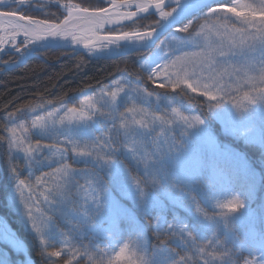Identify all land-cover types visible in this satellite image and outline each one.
Wrapping results in <instances>:
<instances>
[{"label": "snow or ice", "instance_id": "obj_1", "mask_svg": "<svg viewBox=\"0 0 264 264\" xmlns=\"http://www.w3.org/2000/svg\"><path fill=\"white\" fill-rule=\"evenodd\" d=\"M104 2L107 7L57 0L63 19H38L25 14L26 0H0V49L12 45L13 64L61 40L75 46L76 54L86 50L89 58L139 56L137 76L125 69L107 85L81 88L78 105L39 97L40 103L15 111L5 106L0 113L10 204L37 245L39 264H264V215L243 239L232 228L250 213L258 173L244 152L219 138L242 140L264 155V0ZM145 14L157 19L140 25ZM126 23L135 27L125 31ZM149 83L175 96L190 90L208 101L198 110L185 106L189 114L181 115L164 103L167 91L154 101L156 89L149 91ZM28 116L30 121L22 119ZM20 154L23 179L12 163ZM38 166L49 171L35 175ZM225 172L247 183L221 199L217 177ZM259 179L264 182V173ZM109 185L151 217V224L121 204ZM209 229L212 239L203 235ZM0 244L23 252L20 264H37L3 218ZM0 264H10L3 252Z\"/></svg>", "mask_w": 264, "mask_h": 264}, {"label": "trees", "instance_id": "obj_2", "mask_svg": "<svg viewBox=\"0 0 264 264\" xmlns=\"http://www.w3.org/2000/svg\"><path fill=\"white\" fill-rule=\"evenodd\" d=\"M65 1L66 0H61ZM237 0H229L225 3H234ZM74 3H81L82 6L91 7H107L108 4L104 0H73ZM25 14L32 15L39 19H54L59 17L63 19L64 12L61 8H58L54 4L40 3L38 5L24 6ZM41 8L43 11H41ZM157 19L156 15L147 16L145 19L138 21L140 25H147ZM58 22V21H57ZM135 26L129 24L123 29L132 30ZM163 39V37H161ZM86 51L81 54H76L73 51H68L61 48H47L42 49L35 55L28 58L23 64L15 66L13 68H6V63H11L16 59L13 52H8L0 58V113L3 112L5 106L8 111H15L29 103H40L39 97H43L46 101H56L59 98H63L69 107L78 105L79 101L83 99L82 95L78 94V90L85 88L86 86L95 87L97 83L107 85L112 80L118 78L122 70L127 71L134 78L139 73L137 54L125 55L119 58L105 59V58H89ZM144 55H147L145 53ZM83 61V63H80ZM79 65V67H77ZM163 81H158V83ZM149 91H153V100L158 93H164L167 91L169 95L168 99L164 101L165 104L171 103L173 107L179 108L181 113L189 114L184 111V107L188 106L191 109H200L204 103L208 101L207 97H200L199 93H191L188 90L187 96L181 94L175 96L172 94V90L169 88L159 89L157 85L149 83L147 85ZM91 95V93H88ZM175 96V102L173 103V97ZM189 99L191 103L189 104ZM183 100V103H181ZM59 107V105H55ZM38 111V110H37ZM195 114V112H193ZM30 121L31 117L22 118ZM4 121L0 119V127L3 126ZM216 127L219 128L218 121L215 122ZM3 133H0L2 136ZM222 143L231 144V146L238 151L244 152L247 155L249 163L258 173L255 187L253 189V195L248 202L250 213L248 216L236 220L232 224V228L236 236L243 239L249 229L256 225L260 227L261 216L264 215V182L259 179V174L264 173V155H261L258 147L247 146L242 140H236L233 137H225L222 134L219 136ZM6 145H0V218H3L8 226L15 232L21 240L27 245L28 254L33 260L39 264V258L37 256V245L32 240L29 231L25 228L23 217L21 214L11 206L10 193L12 191V178L10 169V161L8 155L5 152ZM18 169L23 173L21 179L27 175V171L24 167V160L17 156V159L13 161ZM224 166L223 164L221 165ZM35 175H39L41 171H49L48 168L38 167V170L34 169ZM135 174V172L133 173ZM211 174V173H209ZM221 184V187L217 190V195L223 199L228 195L231 190H240L247 181L243 176H229L226 172L220 174L217 177ZM83 183V181H81ZM230 186V187H229ZM111 194L124 204L126 207L133 210L135 215L144 223L151 224V217L145 216L139 209L134 208L132 201L121 196L119 190L114 185H109ZM213 212L212 204L207 206V214L211 215ZM181 216L185 215L184 212L180 213ZM169 221L172 219V212L169 211L166 217ZM62 227V225H61ZM103 227L107 228L105 223ZM120 227L124 230L123 239H128V225L122 222ZM151 231V227H149ZM203 235L207 239H212L211 230L204 231ZM219 235V233H218ZM223 239V236H219ZM58 239H63L58 237ZM207 239L199 241V243H206ZM87 243V240L83 241ZM155 243V240L152 241ZM176 247L175 244L172 245ZM59 248L60 245L56 244ZM102 248L103 245H100ZM50 251L52 249H49ZM180 251V249H177ZM0 252L5 254V258L10 261V264H20L24 259V253H18L14 251L10 246L6 244H0ZM183 255L184 253L181 252ZM254 255L258 258L259 253ZM243 256L251 258L247 251H244ZM67 259V257H65ZM84 264V261H81ZM242 264V262H241Z\"/></svg>", "mask_w": 264, "mask_h": 264}, {"label": "water", "instance_id": "obj_3", "mask_svg": "<svg viewBox=\"0 0 264 264\" xmlns=\"http://www.w3.org/2000/svg\"><path fill=\"white\" fill-rule=\"evenodd\" d=\"M228 1H229V0H222V2H228ZM9 2H11V0H9ZM40 2H41V3H48V4H54V5H57V0H26V3H25V4H28V3H40ZM166 2H167V0H166ZM60 3L63 4L64 2L60 0ZM173 6H174V5H173ZM61 10L63 11L62 8H61ZM64 14H65V13H64ZM145 16L147 17V16H150V15L145 14ZM38 19H39V18H38ZM129 24H130V23H126L125 26H127V25H129ZM106 27H116L117 29H119L118 26H115V25H106ZM17 37L20 38V39H23V35H22V33H21L20 35H18ZM73 47H75V46L69 45L67 41H63V40H61L59 43L54 44V45H52V46H50V47H48V48H61V49H65V50H68V51H73ZM79 48H80L81 50H83V44L79 45ZM84 51H85V50H84ZM25 61H26V59H25ZM25 61H24V62H25ZM24 62H23V63H24ZM21 64H22V63L14 64V65H12V66L7 67V69H8V68H13V67H15V66H19V65H21Z\"/></svg>", "mask_w": 264, "mask_h": 264}, {"label": "rangeland", "instance_id": "obj_4", "mask_svg": "<svg viewBox=\"0 0 264 264\" xmlns=\"http://www.w3.org/2000/svg\"><path fill=\"white\" fill-rule=\"evenodd\" d=\"M237 1H235L234 3H236ZM257 2H258V0H257ZM120 29H117V31H119ZM123 30H125V31H128V30H126V29H123ZM162 39V38H161ZM20 41H21V39H20ZM8 45H10V44H8ZM86 51V50H85ZM233 87H235V85H233ZM158 115L159 114H161V113H157ZM180 114L181 115H187V114H184V113H181L180 112ZM169 115L171 116L172 114L171 113H169ZM177 120L179 119V116H176L175 117ZM18 135H23L22 133H18ZM35 139V138H34ZM33 142H34V140H33ZM18 157H21V158H23V155L22 154H20V155H18ZM39 167V166H38Z\"/></svg>", "mask_w": 264, "mask_h": 264}, {"label": "flooded vegetation", "instance_id": "obj_5", "mask_svg": "<svg viewBox=\"0 0 264 264\" xmlns=\"http://www.w3.org/2000/svg\"><path fill=\"white\" fill-rule=\"evenodd\" d=\"M30 4H31V5H35V7H36V5H37L36 3H28L27 6H29Z\"/></svg>", "mask_w": 264, "mask_h": 264}]
</instances>
